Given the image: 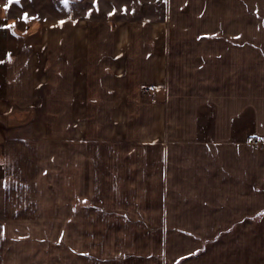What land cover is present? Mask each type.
<instances>
[{"label":"crops","instance_id":"crops-1","mask_svg":"<svg viewBox=\"0 0 264 264\" xmlns=\"http://www.w3.org/2000/svg\"><path fill=\"white\" fill-rule=\"evenodd\" d=\"M49 1L0 6V264H264V0Z\"/></svg>","mask_w":264,"mask_h":264},{"label":"rangeland","instance_id":"rangeland-1","mask_svg":"<svg viewBox=\"0 0 264 264\" xmlns=\"http://www.w3.org/2000/svg\"><path fill=\"white\" fill-rule=\"evenodd\" d=\"M47 1L49 0H26L25 4L29 6L32 5L31 9L32 7H34L35 4H37L34 9L43 8L44 10L48 6ZM49 2L51 3L53 9L57 7L59 8L60 5L62 6L63 4H65L64 0H51ZM75 3L81 5L83 9L82 11L87 14L91 12L99 14L124 13L125 16L129 17L153 19L161 18L164 13L165 7L164 0H68V3L65 5H73ZM2 4L5 10H9L10 8L7 7L6 9L5 5H19L24 4V2L23 0H19L18 3L16 2V0H0L1 8ZM1 15L2 13L0 12V16ZM262 143L259 146H261Z\"/></svg>","mask_w":264,"mask_h":264},{"label":"built area","instance_id":"built-area-1","mask_svg":"<svg viewBox=\"0 0 264 264\" xmlns=\"http://www.w3.org/2000/svg\"><path fill=\"white\" fill-rule=\"evenodd\" d=\"M154 90V87H149L148 92H152ZM262 143V138L257 137L250 141V144L254 147H258Z\"/></svg>","mask_w":264,"mask_h":264},{"label":"snow or ice","instance_id":"snow-or-ice-1","mask_svg":"<svg viewBox=\"0 0 264 264\" xmlns=\"http://www.w3.org/2000/svg\"><path fill=\"white\" fill-rule=\"evenodd\" d=\"M16 2L18 3L19 0H16ZM64 2H65V4H67V3H68V0H64ZM7 7H8V5H5V8H6V9H7ZM25 18H27V14H25Z\"/></svg>","mask_w":264,"mask_h":264}]
</instances>
